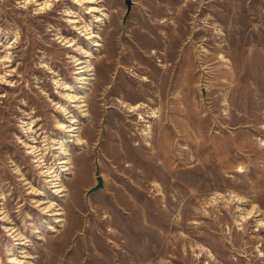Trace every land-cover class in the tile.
<instances>
[{"label":"rangeland","instance_id":"1","mask_svg":"<svg viewBox=\"0 0 264 264\" xmlns=\"http://www.w3.org/2000/svg\"><path fill=\"white\" fill-rule=\"evenodd\" d=\"M0 264H264V0H0Z\"/></svg>","mask_w":264,"mask_h":264},{"label":"bare ground","instance_id":"2","mask_svg":"<svg viewBox=\"0 0 264 264\" xmlns=\"http://www.w3.org/2000/svg\"><path fill=\"white\" fill-rule=\"evenodd\" d=\"M139 109H141V106H140V105H137V106H134V107H131V106L129 107V111H133V110H134V111H135V110L137 111V110H139ZM72 129H73V128H72ZM72 129H71V130H72ZM72 132H73V131H72ZM71 136H72V135H70V137H71ZM57 191H58V190H57ZM57 221H58V220L56 219L55 222H57Z\"/></svg>","mask_w":264,"mask_h":264},{"label":"water","instance_id":"3","mask_svg":"<svg viewBox=\"0 0 264 264\" xmlns=\"http://www.w3.org/2000/svg\"><path fill=\"white\" fill-rule=\"evenodd\" d=\"M99 187H100V182H99V185H98V187L96 189H98Z\"/></svg>","mask_w":264,"mask_h":264}]
</instances>
